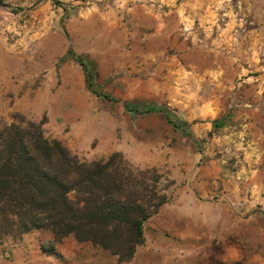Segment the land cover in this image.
I'll list each match as a JSON object with an SVG mask.
<instances>
[{
    "label": "rangeland",
    "instance_id": "rangeland-1",
    "mask_svg": "<svg viewBox=\"0 0 264 264\" xmlns=\"http://www.w3.org/2000/svg\"><path fill=\"white\" fill-rule=\"evenodd\" d=\"M79 59L94 72V88L87 84L66 109L52 97L58 128L47 126L46 112L15 111L0 121H43L46 136L84 160L122 154L163 188L170 210L146 221L145 242L123 262L73 236L54 243L48 229L6 233L0 216V257L6 252L10 264H264V0H0V62H14L13 76L50 63L38 74L56 69L63 87L65 63L86 76ZM15 98L0 92V112ZM155 107L168 108L179 126ZM79 123L85 127L75 129ZM215 169L219 177H204Z\"/></svg>",
    "mask_w": 264,
    "mask_h": 264
},
{
    "label": "trees",
    "instance_id": "trees-1",
    "mask_svg": "<svg viewBox=\"0 0 264 264\" xmlns=\"http://www.w3.org/2000/svg\"><path fill=\"white\" fill-rule=\"evenodd\" d=\"M79 60L94 88V72ZM152 110L179 126L168 108ZM146 173L117 152L82 159L46 136L43 121H0V216L6 233L48 229L54 243L73 236L129 261L145 242L146 221L170 199Z\"/></svg>",
    "mask_w": 264,
    "mask_h": 264
},
{
    "label": "crops",
    "instance_id": "crops-1",
    "mask_svg": "<svg viewBox=\"0 0 264 264\" xmlns=\"http://www.w3.org/2000/svg\"><path fill=\"white\" fill-rule=\"evenodd\" d=\"M89 36V34H88ZM94 33H90V38L93 39ZM89 38V37H88ZM89 50H93L96 47L95 43H90V45L88 46ZM23 66V64H21ZM21 65L20 63L18 64V70L20 71L21 69ZM4 67H8L9 68V73L8 75H3L0 74V83L2 82V91H0L1 93L4 92H9L11 95H14V97H16L15 102L13 105H9L6 106L1 112H0V118H2V116L6 115L5 118L8 119V114L15 112V111H19L24 115L30 116V117H35L38 118L40 116H42L45 112L48 114L50 120V123L48 122L47 126H52L54 128H58V124L56 123V108L54 106L55 103V99H53L52 97H56V96H60L62 98H58L56 99L58 101V105L59 107H61V109H66L67 103L70 102V97H73L74 95H79V94H85L86 92V85H87V80H86V76L83 75V73L80 71V69H78V67H76L73 64L70 63H65L63 65V69L61 70V75H62V80L64 83L63 87H59L57 86L59 84V76L58 73L56 71V69H52L50 72H48L45 75H39L38 72H40L44 67L49 69L50 68V63H47L45 65H43L42 63L38 64L35 66V70H36V74H30L28 77L27 76H13L15 73V66H14V62H10V61H4V62H0V69L4 68ZM23 69H25L23 67ZM11 70V71H10ZM76 81V82H75ZM62 83V84H63ZM74 83H78V87L74 86ZM69 84L71 86H69ZM19 96H22L23 98L20 99ZM41 96H46V103L44 106H42V103L40 101V97ZM24 103V105H23ZM69 112H67V110L63 111L62 113V118L63 121H67V117L69 116L68 114ZM73 117L76 116V113L72 114ZM78 116V113H77ZM12 121V119H11ZM81 127H85L82 123L76 124L74 125L75 129L81 128ZM92 138H87L85 140H87L86 142L84 141V145L80 144L78 145L79 149H83L86 146L89 145V143L91 142ZM219 170L215 169L212 173H206L204 175V177H210V176H215V177H219ZM210 174V175H208ZM224 181V180H223ZM225 183V182H224ZM225 187H230V183H225ZM188 196V195H186ZM185 198L180 197V200L176 201L179 204H181L180 202H182L181 200H184ZM169 205V202L164 203L161 207H160V212L162 214H166L165 212H167L168 210H170V207H167ZM159 212V211H158ZM157 212V213H158ZM156 213V214H157ZM155 215V214H154ZM153 215V216H154ZM152 217V216H151ZM150 217V218H151ZM145 231V228H144ZM91 243V242H90ZM14 251V252H13ZM172 253H177L178 252L175 250H171ZM6 252H4V254H2V256L0 257V263L1 264H10L11 261L10 257H7ZM12 255L14 257H16L18 255V252L16 251V249L12 250ZM84 257H86L87 253L83 254Z\"/></svg>",
    "mask_w": 264,
    "mask_h": 264
}]
</instances>
